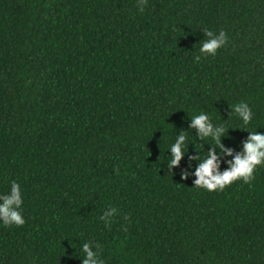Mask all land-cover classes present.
I'll return each instance as SVG.
<instances>
[{"label":"trees","instance_id":"trees-1","mask_svg":"<svg viewBox=\"0 0 264 264\" xmlns=\"http://www.w3.org/2000/svg\"><path fill=\"white\" fill-rule=\"evenodd\" d=\"M138 4L0 0V196L17 182L25 220L0 221V264H81L84 243L104 264H264V165L208 192L189 161L214 148L189 127L200 112L233 155L264 134V0ZM205 28L229 37L215 56Z\"/></svg>","mask_w":264,"mask_h":264},{"label":"clouds","instance_id":"clouds-1","mask_svg":"<svg viewBox=\"0 0 264 264\" xmlns=\"http://www.w3.org/2000/svg\"><path fill=\"white\" fill-rule=\"evenodd\" d=\"M147 0H139V10L143 12L144 5ZM207 39L200 44L199 51L204 56H215L217 51L222 48L229 40L228 35L224 30H220L218 35L213 31L204 29ZM196 61L200 60V57L195 58ZM240 118L244 125H248L253 117L252 109L248 103L240 102L234 105L231 109ZM190 128H193L197 132V137L203 141L206 138H211L214 142V148L207 150V155L201 157L200 154L189 157V161L199 160L193 175L196 177L193 182V186L199 189L212 191H223L225 187L230 186L233 182L242 181L245 184H250L255 178L254 172L257 166L264 165V134L257 133L255 131H248L249 135L247 139L242 143V151L233 155L232 149H225L220 142L222 135H225L229 128H226L223 124L216 125L212 123L210 116L204 112H200L197 115L191 117ZM186 135L181 132L175 139V142L170 145L169 151L171 153L170 160L167 165L169 171L172 172V168L179 165V161L185 154L186 147ZM219 149L220 153L227 156H233L232 160L227 161L228 168L221 172L219 170V158L215 154V149ZM206 157V158H205ZM188 172L182 171L181 179H186ZM0 221L8 227L15 225L16 227L23 226L25 223L21 214V205L23 203L20 185L13 181L11 183L10 191L0 196ZM113 208L108 213L109 216L115 212ZM101 219H104L102 216ZM125 220L128 216L125 215ZM111 221H106V226ZM126 230V229H125ZM100 248V246H98ZM84 254V259L81 264H104V261L99 257V251H94L89 243H84L81 249Z\"/></svg>","mask_w":264,"mask_h":264}]
</instances>
